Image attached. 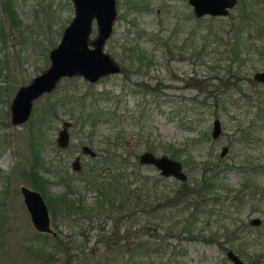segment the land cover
<instances>
[{
	"label": "rangeland",
	"instance_id": "rangeland-1",
	"mask_svg": "<svg viewBox=\"0 0 264 264\" xmlns=\"http://www.w3.org/2000/svg\"><path fill=\"white\" fill-rule=\"evenodd\" d=\"M129 1L117 0V16L105 49L123 68L126 67L127 73L134 68L124 64L125 44L137 43L151 56L152 63L148 71L142 67L140 73L133 71L127 80L123 70L96 82H89L82 76L72 81L63 78L55 91L74 84L81 92L90 91L91 85L92 89H106L117 94L115 98L95 102L100 107L115 104L116 117L101 121L95 132L88 135L87 128L80 130L78 123L77 126L73 124L74 119L69 113L59 114L46 130L47 140L54 141L63 121L67 120L72 122L71 140L68 148L59 149L57 153L47 141L46 159L52 165L46 164V168L53 166L51 169L56 170L63 166L72 175L74 184L80 186L81 177L78 171L71 169L70 163L83 142L95 149L98 158L103 150L102 141L108 135L118 134L126 142L119 147L123 154L133 149L140 154L146 150V142L158 147L153 151L156 154H168L162 150L166 144L180 147L176 158L182 161L187 180L200 178L203 166L210 167L207 177L213 181L223 206L217 202L215 206L211 205L215 209L212 215L202 213L193 235L182 233L167 238L170 246L181 250L175 260L185 264H234L226 255V251L232 249L235 252L241 250L239 255L244 260L250 258L254 264H264V198L260 202L247 199L241 185L249 178L264 186V84L253 78L255 71L264 69V53L246 50L232 66L238 79L231 73L227 81L220 80L218 76L225 71L226 61L224 55L219 59L218 50L222 51V47H217L216 39L227 35L232 19L237 20L245 15L243 13L249 17L264 15V0H238L227 15L200 17L194 15L188 0H134L140 7H130ZM15 3L24 33L12 32L4 20L7 40L3 42L0 38V212L6 218V228L0 235V264H46L32 250L37 242L48 238L40 235L47 232L34 228L19 190L21 184L31 186L20 174L21 161L30 157L26 137L28 122L12 125L7 107L17 87L29 82L48 65L49 49L58 42L64 26L71 19L73 6L71 0H15ZM3 18L0 0V21ZM95 27L93 22L91 36L96 33ZM261 42L258 40L259 44ZM45 50L46 60L41 55ZM198 51L203 54L202 57L199 55L201 58L193 55ZM53 94L34 102L30 119L36 106L47 99L53 100L57 95ZM216 117L220 119L222 131L213 139L211 130ZM223 146H228V151L220 156ZM51 157L53 161H50ZM91 158L81 154L83 168L80 171ZM56 172L43 173L53 182L48 189L50 192L63 189ZM142 172L160 174L150 164H143ZM167 185L175 191L173 193L178 192L177 178L169 176ZM82 195L88 203L95 198L91 189L84 188ZM220 205L222 209L219 210ZM252 216H260L262 223L250 225ZM57 218V225L52 224L55 232L60 231L61 235L79 242L85 241L84 234H87L85 249L98 244L99 251L106 250L100 243L102 235L88 220H81V228L73 217L58 215ZM226 228L229 232L237 231L236 241L226 240ZM67 253H57L62 259L60 264H64ZM57 255L48 257L49 264H57ZM158 256L138 258L139 264H161L170 256V251L167 250L162 258Z\"/></svg>",
	"mask_w": 264,
	"mask_h": 264
},
{
	"label": "trees",
	"instance_id": "trees-1",
	"mask_svg": "<svg viewBox=\"0 0 264 264\" xmlns=\"http://www.w3.org/2000/svg\"><path fill=\"white\" fill-rule=\"evenodd\" d=\"M1 1L4 18L0 21V38L5 42L7 34L2 24L4 20L12 32L16 30L21 35L24 33V28L15 0ZM129 6L140 7L134 0L129 1ZM243 14L245 15L237 20L232 19L233 23L227 35L216 38L218 39L217 47H222V51L218 50L219 59L224 55L226 61L225 71L218 76L220 80L227 81L231 73L238 79L239 75L237 76L232 66L246 50L252 49L260 55L264 53V15L249 17L247 13ZM58 33L60 34V29ZM258 40L262 42L259 44ZM51 43L53 44V41ZM123 52L125 66L134 68L127 73L126 67L123 68L121 65L124 79H130L133 71L140 73L142 67L148 71L152 58L145 49L137 43L125 44ZM46 54V50L41 52L42 59L46 60ZM193 55L199 57L201 51ZM76 77L65 78L72 81ZM136 83L139 84V82ZM92 88L90 85L88 87L90 91L81 92L74 84H69L61 90L55 91V89L53 95H57L53 100L47 99L42 105L36 106L26 130L30 157L28 160L21 161L20 174L28 179L30 185L39 190L45 198L52 224L57 225L58 215L63 218L73 217L74 222L80 224L81 228L83 222L81 220H88L90 226L95 227L102 235L100 243L105 245L106 250L99 251L98 244L85 249L87 234H84L83 240L85 241L79 242L75 238L61 235V232L56 230L54 235L40 234L48 238L40 243L37 242L32 252L46 264H49V256L60 254L61 251L68 252L64 264H139L138 258L146 256L158 258V255L162 258V255L169 250L170 256L161 264H185L180 260H175V255L181 250L170 246L167 238L170 235L179 236L182 233L193 235L200 215L205 213L210 216L214 213L215 209L211 205L215 206L214 203H220L221 200L210 176L207 177L210 167L204 168L203 166L202 176L191 182L179 180L178 192L173 193L175 191L167 185L169 176L143 173V164L138 161V152L133 149L123 154L119 147L125 145L126 142L116 134L115 136L108 135L102 141L101 158L97 155L92 157L86 168L77 172L82 180L80 186L74 184L72 175L63 169V166L57 168L58 172H56L57 169L45 170L46 164L52 165V162L45 160V145L47 144L45 129L46 125L48 126L51 121L58 118L59 114L69 113V116L74 119L73 124L77 126L78 123L80 129L87 128L88 135L95 132L101 121L115 119L117 109L115 104L112 107H100L96 103L101 99L115 98L117 94L106 89ZM51 145L55 146L53 140ZM157 148L154 143L146 142V150L154 151ZM162 150L169 152L170 156L177 157L181 148L166 144L162 146ZM45 172L57 173L58 182L63 184L61 191L50 192L48 190L53 182L44 177ZM9 177L8 175L6 178ZM84 188L95 192V198L90 203L82 195ZM211 202L212 204H209ZM221 205L219 210L222 209L223 205ZM5 222V214L0 212V235L6 228ZM224 236L227 241L234 242L237 239V231L229 232L226 228ZM237 252L242 254L241 250ZM56 259L57 264H60L62 260L60 256L57 255ZM247 261L255 263L250 258Z\"/></svg>",
	"mask_w": 264,
	"mask_h": 264
},
{
	"label": "water",
	"instance_id": "water-1",
	"mask_svg": "<svg viewBox=\"0 0 264 264\" xmlns=\"http://www.w3.org/2000/svg\"><path fill=\"white\" fill-rule=\"evenodd\" d=\"M195 16L227 15L237 0H188ZM73 15L64 26L58 42L48 52L49 62L29 82L17 87L9 104L10 119L13 124L22 123L28 119L34 100L43 93L51 92L64 77L82 76L89 82L119 73L122 66L119 61L105 49V43L111 36L114 21L117 16V0H71ZM95 22L96 33L91 36ZM253 78L264 83V69L255 71ZM69 122L64 121L58 131L57 144L66 147L69 143ZM221 132L219 118H214L211 134L217 137ZM227 146H223L221 154ZM81 151L95 155L96 151L88 144L81 146ZM141 164L153 165L161 175L172 176L178 180H187L188 176L180 159L167 153L156 154L144 150L139 154ZM73 170H80L79 157L73 158ZM25 207L29 213L34 228L40 232L55 234L47 202L41 192L25 184L19 186ZM252 223H258L259 218L253 217ZM227 257L234 264H253L244 260L232 249L226 251Z\"/></svg>",
	"mask_w": 264,
	"mask_h": 264
},
{
	"label": "flooded vegetation",
	"instance_id": "flooded-vegetation-1",
	"mask_svg": "<svg viewBox=\"0 0 264 264\" xmlns=\"http://www.w3.org/2000/svg\"><path fill=\"white\" fill-rule=\"evenodd\" d=\"M238 1V0H237ZM237 4V3H236ZM255 80V79H254ZM61 81V80H60ZM59 81V82H60ZM255 81H257V80H255ZM257 82H259V81H257ZM259 83H262V84H264L263 82H259ZM58 85V84H57ZM56 88H57V86H56ZM55 88V89H56ZM55 89H53L51 92H47V93H43L42 95H40L39 97H37L35 100H34V102L36 101V100H38V99H40L42 96H44V95H47V94H51ZM16 92V91H15ZM15 94V93H14ZM14 96V95H13ZM12 99V98H11ZM11 101V100H10ZM34 102H33V105H32V110H31V113H30V115L32 114V111H33V106H34ZM9 104H10V102H9ZM9 104H8V107H7V109H8V115H9V118H10V113H9ZM34 112V111H33ZM29 115V117H28V119L27 120H25L24 122H22V123H16V124H13L12 122H11V119H10V123L12 124V125H21V124H24L25 122H29V120H30V116ZM56 119V118H55ZM68 122H69V124H68V126H67V129H68V132H69V143H68V145L66 146V147H59L58 146V144H57V140H56V138H57V135H58V131H57V134H56V136H55V139H54V144H55V146L53 147L52 145H51V142H52V139H50V140H47V136H45L46 137V143H47V141H48V144L52 147V150L55 152V153H57V152H59V149H66V148H68L69 147V144H70V140H71V134H70V128L72 127V122L71 121H69V120H67ZM64 122V121H63ZM51 123H53V121H51L50 122V124L47 126L46 125V129H45V133H46V130L51 126ZM80 130H82V129H80ZM221 131H222V126H221ZM47 134V133H46ZM89 134V133H88ZM220 134H221V132H220ZM220 134L217 136V137H213L212 136V134H211V136H212V138L213 139H216V138H218L219 136H220ZM83 144H88V143H81L80 144V147H79V152H76V154L74 155V157L73 158H75V157H79V163H80V169H82L83 168V165H82V163H81V154H86V153H84V152H82L81 151V146L83 145ZM47 145V144H46ZM45 145V146H46ZM89 146H91L90 144H88ZM92 147V146H91ZM95 150V149H94ZM228 151V146H227V149H226V151H225V153H223V154H221V152L219 153L220 154V156H223V155H225L226 154V152ZM45 154H46V151H45ZM87 155H89L90 157H95L96 155H97V152L95 153V155H90V154H87ZM46 157H48V156H45V160L47 161L48 159H46ZM50 158V157H49ZM54 159L51 157V159H50V161H53ZM73 160V159H72ZM72 160H71V162H72ZM49 161V160H48ZM70 167H71V169H72V164L70 163ZM53 166H51L50 167V169L49 170H52L51 168H52ZM45 170H47V168H45ZM73 170V169H72ZM75 171V170H74ZM76 171H80V170H76ZM242 188L244 189V191H246L245 192V197H247V199H253V200H257L258 202H260V201H262L263 200V198H264V186H261L258 182H251L250 180H249V178H246V179H244V181L242 182ZM29 187H31V188H33L32 186H29ZM35 189V188H34ZM253 217H258L259 218V222L258 223H252L251 222V219L253 218ZM262 223V218L260 217V216H252V217H250V219H249V224L250 225H253V226H259L260 224Z\"/></svg>",
	"mask_w": 264,
	"mask_h": 264
}]
</instances>
